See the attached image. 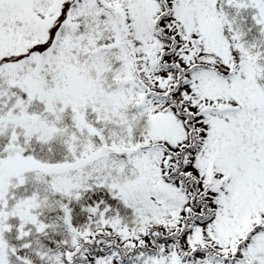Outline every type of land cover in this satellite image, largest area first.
Listing matches in <instances>:
<instances>
[{
    "label": "snow or ice",
    "instance_id": "6c2138e0",
    "mask_svg": "<svg viewBox=\"0 0 264 264\" xmlns=\"http://www.w3.org/2000/svg\"><path fill=\"white\" fill-rule=\"evenodd\" d=\"M0 264H264V0H0Z\"/></svg>",
    "mask_w": 264,
    "mask_h": 264
}]
</instances>
